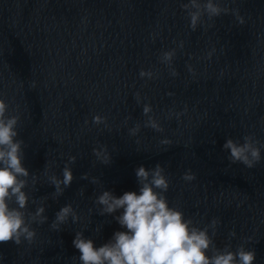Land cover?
<instances>
[{
    "label": "water",
    "instance_id": "obj_1",
    "mask_svg": "<svg viewBox=\"0 0 264 264\" xmlns=\"http://www.w3.org/2000/svg\"><path fill=\"white\" fill-rule=\"evenodd\" d=\"M182 2L0 0V98L9 104V115H20L24 166L39 177L35 188L30 180L25 189L37 201L30 200L28 210L35 212L45 198L48 216L47 223L32 225L33 243L0 244V264H80L76 232L84 231L99 247L125 230L114 218L122 210L100 215L96 197L104 190L117 196L139 192L136 169L158 163L171 181L170 206L201 228L219 218L216 246L231 243L235 250L247 239L255 264H264V159L247 168L230 163L223 149L226 139L242 141L247 134L264 143V0H226L224 6L239 8L246 23L238 24L231 14L214 21L205 17L213 26L202 24L196 31ZM174 48L176 77L159 61ZM141 69L159 76L142 79ZM137 92L153 106L163 133L142 126L137 136L129 134L147 119ZM173 110L184 115L168 119ZM97 114L110 127L93 124ZM163 139L172 144H161ZM100 145L111 155L108 165L93 155ZM70 156L77 157L75 179L54 198L48 175L62 178ZM189 169L196 174L191 182L182 179ZM84 173L100 182L82 180ZM69 203L80 221L69 219L53 230L56 212Z\"/></svg>",
    "mask_w": 264,
    "mask_h": 264
},
{
    "label": "clouds",
    "instance_id": "obj_2",
    "mask_svg": "<svg viewBox=\"0 0 264 264\" xmlns=\"http://www.w3.org/2000/svg\"><path fill=\"white\" fill-rule=\"evenodd\" d=\"M225 2L226 0H186L181 3V8L189 19L192 31H196L202 24L206 28L213 26L207 21H214L221 15L231 14L238 24L246 23L239 8L224 6ZM183 47L184 42L181 41L179 48ZM214 51L215 49L208 52V59H211ZM176 56L175 48L164 51L159 56L160 63L167 67L173 77L179 76L174 67ZM187 67L190 73L196 74V69L191 64ZM139 76L142 79L153 80L158 78L159 72L141 69ZM35 86L33 83L32 87ZM135 99L138 104H143V115L147 119L143 125L136 123L129 129V134L137 136L142 126L163 133L165 129L160 120L153 115L151 103H143L145 98L139 92L135 94ZM8 112L9 104L0 98V244L14 242L21 245L24 241L31 244L37 236L32 225H43L48 222L43 202L45 198H41L35 212L28 210L30 200L33 204L37 201L25 189L29 186L30 180L35 188L39 177L30 173L24 166L25 142L18 139L20 115H9ZM183 115L184 112L173 110L169 112L168 119L173 117L179 119ZM92 123L110 127L108 118L99 114L92 118ZM161 144L170 145L172 141L163 139ZM223 149L230 153L228 157L230 163H241L247 168H254L264 159L262 157L264 143L257 139L255 134L244 135L242 141L228 138L223 144ZM93 155L105 165L111 163V155L106 145L94 148ZM76 160V156L68 158L62 170V178L55 174L48 175V183L55 187L54 198L62 196L72 185L75 179L72 165ZM50 171L48 168L47 172ZM135 174L139 192L127 191L117 196L112 191L104 190L96 197L95 203L100 206V215H113L122 210L121 214L115 215L114 218L125 230L116 231L107 243L99 247L91 238L84 236V231L76 232L73 245L80 253L78 257L80 264H255L256 252L254 249L246 248L247 239L235 250L232 249L231 243L222 249L216 246L214 236L221 223L219 218H214L210 224L201 228L192 218H186L184 211L179 207L170 206L166 193L169 191L171 181L165 167L159 163L151 169L139 166ZM80 178L90 179L93 184L100 182L99 177H90L89 173H84ZM182 179L187 182L194 181L196 174L189 169L183 174ZM13 204L15 206H12ZM69 219L73 223H78L81 219L70 203L56 212L51 224L52 229L60 231L61 226L67 224ZM235 235L234 231L230 234L231 237Z\"/></svg>",
    "mask_w": 264,
    "mask_h": 264
}]
</instances>
